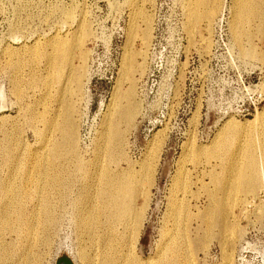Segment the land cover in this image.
<instances>
[{"label":"rangeland","instance_id":"obj_1","mask_svg":"<svg viewBox=\"0 0 264 264\" xmlns=\"http://www.w3.org/2000/svg\"><path fill=\"white\" fill-rule=\"evenodd\" d=\"M242 1L0 0V264H85L82 220L122 175L130 262L264 264V1L235 27ZM216 174L231 196L209 216Z\"/></svg>","mask_w":264,"mask_h":264},{"label":"bare ground","instance_id":"obj_2","mask_svg":"<svg viewBox=\"0 0 264 264\" xmlns=\"http://www.w3.org/2000/svg\"><path fill=\"white\" fill-rule=\"evenodd\" d=\"M262 1H264V0H262ZM259 2H261V0H259ZM240 6L241 7L238 9L237 14H236V21L237 22L235 24L237 25V23H238L239 25L245 26V25H248L250 22H253L252 19L254 17H257L258 10L260 9L259 8L260 6H258L257 0H246L245 3L243 2L242 5H240ZM202 12H204V10ZM193 14H195V13H193ZM195 15H196L195 17L197 19H201L206 14L202 15V14H197V12H196ZM208 15H209V17H207V15L205 17L210 18V16L213 15V11L210 10V13H208ZM194 18H193V20H194ZM239 25H237L235 27H239ZM128 64H129V62H128ZM127 67H125V69ZM127 118H129V117H127ZM62 133H64V132H62ZM115 134H116V131L110 132V135H109V140L111 141L110 143L113 142ZM57 143L53 147L54 153H56L58 147L61 145L60 142H59L60 145ZM254 168H255V160L253 158L252 160H250V163H249V172H250V176H252V177H253L254 172H255ZM105 175L107 176L108 173L106 172ZM216 175L217 176H216L215 180L217 183L218 182L220 183V185L218 184L219 188H220L218 196H221V197L217 198V200L211 204L213 206V208H210V210H209L210 215L208 213L209 216H211V215L214 216L213 215L214 213H218L219 210L223 207L224 202H226L224 199H227V197L229 198L231 196L230 195V189L232 188V187H230L231 180L228 178L221 180L219 177L220 174H216ZM236 178L239 179V177H236ZM236 180H233V181H236ZM237 182H239V181H237ZM258 184H260V183H258ZM256 185H257V183H255L253 186L249 187L248 191H252L253 189H255L254 187ZM52 186L53 185H50V188H52ZM56 187L60 188V186H56ZM96 187H98V186H96ZM96 192H98V191H96ZM136 193H137V191H136V185H135L134 180L128 178V176H126V175H122V177L120 179L116 177V179H114V180H110L108 182H105L104 186L99 189L100 196H99L98 200L91 207H89V209L86 211L85 216L82 220L83 222H85V226H86L84 235L87 236V238L89 239V243H87L88 246L82 247L78 251L79 252L78 253L79 258L82 261L80 259L79 260L82 263L84 262L85 264H142L140 262H134V263L130 262L131 261L130 256H129L130 253H128V252L125 253V251H124L125 250L124 247L127 246V244H126V239L128 238L127 235L132 234L134 229L136 230L139 228L141 217H142V209H140V208L137 209L138 207L135 208L136 207L135 206V204H136V202H135L136 201ZM214 196H216V195H214ZM43 200H44V202H42V208L40 209V211L37 212V216L35 217V221H37L38 218H41L42 227L46 228L47 225H49V224L52 225L53 223H55L56 217L54 214L53 203L50 201V199L44 197ZM92 202H94V200ZM210 202H211V200H210ZM99 205H101L103 208L102 209L103 221L100 223V225H98L99 220H97L95 217V212H97L96 210H97ZM226 206H227V204H226ZM206 214L204 216H206ZM27 218H29V217H26V215H20L18 218V223L20 224L21 230L10 229V232H14L18 236H21V237L22 236L24 237L27 234H29L32 229H31V225L27 222ZM204 219H206V217ZM5 222L9 226L10 220L8 219V217H5ZM209 222H211V221H209ZM208 224H206V225H208ZM215 225H216V223L212 221L206 228L208 230H211ZM35 227L36 226L34 225L33 228H35ZM100 229L102 230L101 231L102 233L99 236H97V232H99ZM208 232L210 233V231H208ZM23 239H25V238H23ZM119 245H120V247H119ZM29 248H31V247H29ZM129 252H130V250H129ZM166 255L164 254L160 258L159 264H175L177 258L173 257L170 260V258H169L170 256L168 257ZM226 259L228 261H231L230 264H232V256H230ZM25 263H27V262H25ZM147 264H153V263L151 261L150 263H147Z\"/></svg>","mask_w":264,"mask_h":264},{"label":"built area","instance_id":"obj_3","mask_svg":"<svg viewBox=\"0 0 264 264\" xmlns=\"http://www.w3.org/2000/svg\"><path fill=\"white\" fill-rule=\"evenodd\" d=\"M259 100H260L259 105L264 104V92L263 91L259 93ZM252 104H253L254 109H257L256 104L255 103H252Z\"/></svg>","mask_w":264,"mask_h":264},{"label":"water","instance_id":"obj_4","mask_svg":"<svg viewBox=\"0 0 264 264\" xmlns=\"http://www.w3.org/2000/svg\"><path fill=\"white\" fill-rule=\"evenodd\" d=\"M60 261H64L66 264H71L70 260H68V259H62Z\"/></svg>","mask_w":264,"mask_h":264}]
</instances>
